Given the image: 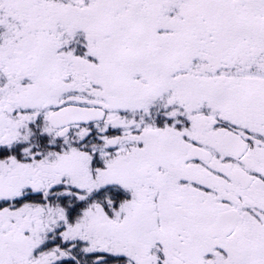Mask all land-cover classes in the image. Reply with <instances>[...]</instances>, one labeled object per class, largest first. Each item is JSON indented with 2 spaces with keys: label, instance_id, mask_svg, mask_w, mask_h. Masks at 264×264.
Segmentation results:
<instances>
[{
  "label": "snow or ice",
  "instance_id": "snow-or-ice-1",
  "mask_svg": "<svg viewBox=\"0 0 264 264\" xmlns=\"http://www.w3.org/2000/svg\"><path fill=\"white\" fill-rule=\"evenodd\" d=\"M0 264H264V0H0Z\"/></svg>",
  "mask_w": 264,
  "mask_h": 264
}]
</instances>
